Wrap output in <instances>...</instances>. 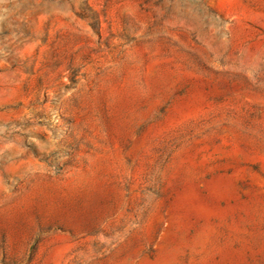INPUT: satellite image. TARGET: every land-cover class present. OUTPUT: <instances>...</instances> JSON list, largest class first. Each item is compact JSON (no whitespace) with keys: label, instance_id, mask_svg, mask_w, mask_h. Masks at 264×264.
<instances>
[{"label":"rangeland","instance_id":"rangeland-1","mask_svg":"<svg viewBox=\"0 0 264 264\" xmlns=\"http://www.w3.org/2000/svg\"><path fill=\"white\" fill-rule=\"evenodd\" d=\"M0 264H264V0H0Z\"/></svg>","mask_w":264,"mask_h":264}]
</instances>
